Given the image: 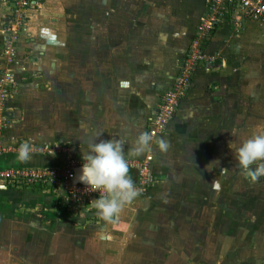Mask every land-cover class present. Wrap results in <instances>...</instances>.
<instances>
[{
	"label": "crops",
	"instance_id": "crops-1",
	"mask_svg": "<svg viewBox=\"0 0 264 264\" xmlns=\"http://www.w3.org/2000/svg\"><path fill=\"white\" fill-rule=\"evenodd\" d=\"M35 2L2 111L0 170L61 168L73 154L83 161L89 145L117 138L126 158L152 156L155 182L115 223L97 214L95 199L76 205L59 185L0 183V264H215V209L230 221L236 195L242 264H264V177L253 182L242 173L241 187L235 156L243 141L264 135L263 21L218 22L165 132L135 157L127 156L131 143L147 132L208 0ZM9 21V6L0 3V45ZM159 138L170 141L167 153ZM25 141L32 159L22 163L17 149Z\"/></svg>",
	"mask_w": 264,
	"mask_h": 264
},
{
	"label": "built area",
	"instance_id": "built-area-1",
	"mask_svg": "<svg viewBox=\"0 0 264 264\" xmlns=\"http://www.w3.org/2000/svg\"><path fill=\"white\" fill-rule=\"evenodd\" d=\"M7 4L11 11V21L3 27V37L0 45V56L3 66L0 69V129L6 120L2 111L5 109L9 96L15 89L13 64L16 62L17 41L19 33L29 17V10L36 4L35 0H0ZM231 16L236 22L242 18L260 19L264 23V0H208L207 13L203 15L190 43L186 57L179 66L172 84L162 93L160 101L153 114L149 117L147 132L153 138L165 132L167 123L174 115L179 101L185 96L191 86V79L196 67L206 60L203 50L212 30L222 19ZM47 146L45 147V149ZM50 150H53L51 147ZM152 156L146 155L139 165L143 171ZM138 163H129V167H137ZM74 168L68 161L61 168H9L0 170V183L54 185L60 183L67 199L76 205L98 199L99 192L85 190L84 183L73 181ZM139 178V175H138ZM139 183V180H138ZM138 183L136 186H138Z\"/></svg>",
	"mask_w": 264,
	"mask_h": 264
},
{
	"label": "clouds",
	"instance_id": "clouds-1",
	"mask_svg": "<svg viewBox=\"0 0 264 264\" xmlns=\"http://www.w3.org/2000/svg\"><path fill=\"white\" fill-rule=\"evenodd\" d=\"M153 135L141 132L131 143L127 156H142L151 151ZM159 150L167 153L170 141L159 138L156 141ZM123 139L112 138L99 140L89 145L87 151L82 150L83 167L78 180L88 187L90 192H99V198L93 201L97 214L103 220L115 223L119 220L125 205L132 203L141 195L130 176L128 159L124 152ZM236 160L242 173L257 182L264 177V135H254L242 142L235 151ZM17 159L27 163L32 159L30 142H23L17 149ZM256 165L255 168L252 166Z\"/></svg>",
	"mask_w": 264,
	"mask_h": 264
},
{
	"label": "rangeland",
	"instance_id": "rangeland-1",
	"mask_svg": "<svg viewBox=\"0 0 264 264\" xmlns=\"http://www.w3.org/2000/svg\"><path fill=\"white\" fill-rule=\"evenodd\" d=\"M104 9L107 10V13L110 11L108 6H104ZM63 148H67V146ZM63 148H60V151H62ZM45 150L47 151L48 149H45ZM58 150L59 148L54 149L55 152H57ZM127 159H128V163H138V166L134 168H136V171L139 175V178H138L139 183L137 187L140 189L141 194H142L149 185L155 182V178L153 176V171L151 169L150 162L146 163V170L143 171L139 165L143 164L142 161L144 158L143 159L142 158H127ZM66 161H68L69 166L73 167L74 169L80 165L83 166V161H81V159L78 158L74 154L71 155L70 158L66 159ZM233 168H236L235 164H233L231 167V174H232L231 178L232 179L234 178L233 173L235 170ZM239 172L241 176L240 182L239 180L238 181L234 180L233 184H238L239 182V185L242 187V171H239ZM54 185L55 186L59 185L62 187L60 188L63 189V186L60 183H57ZM236 189H239V188H236ZM230 205H231V211H230L231 219L228 222H227V219L224 220L225 223H223L222 218H220L221 215L223 216V211L219 210L218 206L215 209V218H214L215 264H218L219 260H220V264L221 263L222 264H242V247H243L242 244H245L244 242H242V197L241 199L237 195L232 197ZM224 217H226V214ZM223 238H224V241H223ZM222 253H224L225 255L224 259L222 257L221 258L218 257V255H222ZM18 261L19 260L8 259L7 264H11V263L15 264Z\"/></svg>",
	"mask_w": 264,
	"mask_h": 264
},
{
	"label": "water",
	"instance_id": "water-1",
	"mask_svg": "<svg viewBox=\"0 0 264 264\" xmlns=\"http://www.w3.org/2000/svg\"><path fill=\"white\" fill-rule=\"evenodd\" d=\"M82 167L83 166H78V167H76L75 169H74V174L76 175V178H77V182L78 183H82V182H80L79 180H78V177H79V175L81 174V169H82ZM132 168H130V176L132 177V170H131ZM75 181V182H76ZM135 182V184H137L138 183V173H137V176H136V180L134 181Z\"/></svg>",
	"mask_w": 264,
	"mask_h": 264
},
{
	"label": "trees",
	"instance_id": "trees-1",
	"mask_svg": "<svg viewBox=\"0 0 264 264\" xmlns=\"http://www.w3.org/2000/svg\"><path fill=\"white\" fill-rule=\"evenodd\" d=\"M74 179H75V181H76V179H77V178H76V175H74ZM76 182H77V181H76Z\"/></svg>",
	"mask_w": 264,
	"mask_h": 264
}]
</instances>
